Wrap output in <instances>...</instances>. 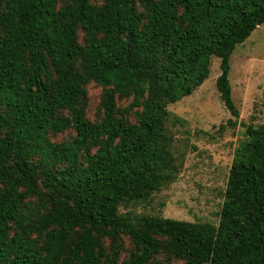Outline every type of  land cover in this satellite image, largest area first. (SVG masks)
<instances>
[{"label":"trees","instance_id":"trees-1","mask_svg":"<svg viewBox=\"0 0 264 264\" xmlns=\"http://www.w3.org/2000/svg\"><path fill=\"white\" fill-rule=\"evenodd\" d=\"M262 24L264 0H0V264H264L252 128L218 225L121 211L173 179L167 107L209 79L213 58L240 118L230 59Z\"/></svg>","mask_w":264,"mask_h":264},{"label":"rangeland","instance_id":"rangeland-1","mask_svg":"<svg viewBox=\"0 0 264 264\" xmlns=\"http://www.w3.org/2000/svg\"><path fill=\"white\" fill-rule=\"evenodd\" d=\"M230 65L232 98L240 118L232 117L221 100L216 87L220 60L213 58L209 79L191 96L167 107L170 114L167 129L173 139L176 166L173 179L150 200L122 207V212L219 224L237 152L247 159L253 156L248 130L252 128L264 142V24L237 46ZM101 95V87L94 83L88 86L87 117L93 122L98 121ZM230 119L237 120V125L229 126ZM71 135L74 133L67 131L53 139L61 142ZM131 248L127 242L126 253Z\"/></svg>","mask_w":264,"mask_h":264}]
</instances>
